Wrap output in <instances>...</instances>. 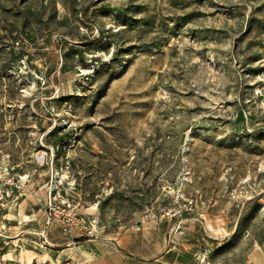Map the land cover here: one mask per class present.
<instances>
[{"label": "rangeland", "instance_id": "rangeland-1", "mask_svg": "<svg viewBox=\"0 0 264 264\" xmlns=\"http://www.w3.org/2000/svg\"><path fill=\"white\" fill-rule=\"evenodd\" d=\"M0 197V264L264 261V0H0Z\"/></svg>", "mask_w": 264, "mask_h": 264}, {"label": "built area", "instance_id": "built-area-1", "mask_svg": "<svg viewBox=\"0 0 264 264\" xmlns=\"http://www.w3.org/2000/svg\"><path fill=\"white\" fill-rule=\"evenodd\" d=\"M24 181H25V177H24V176H21V177L19 178V180H18V182H22V183H23ZM16 186H17L18 189H22V186H23V185L18 186V185L16 184ZM7 195H8V197H11V196H12V192H8ZM0 199H3V198L0 197ZM17 199H18L17 196H13V202L16 203V200H17ZM61 205L66 206V208L68 207V208L70 209V212H74L75 215L77 214L76 211H75L76 206H75V204H74L73 202H71L70 200L64 198V201L61 203ZM55 207H56V206H55L53 203H50L49 206H48V208H47V210H48V209H55ZM75 215H74V216H75ZM69 219H70V218H69ZM65 225L70 226V227H71V230H72V228H74V227H76V226L79 225V220H78V218L73 217V218L70 220V222L66 223ZM71 230H70V231H71Z\"/></svg>", "mask_w": 264, "mask_h": 264}, {"label": "bare ground", "instance_id": "bare-ground-1", "mask_svg": "<svg viewBox=\"0 0 264 264\" xmlns=\"http://www.w3.org/2000/svg\"><path fill=\"white\" fill-rule=\"evenodd\" d=\"M23 210V209H22ZM22 213H23V211H22ZM23 216H24V218H26V219H28L29 217L27 216V215H25V213H23L22 214ZM22 219H23V217H22ZM26 253H28V256H31V255H33V252H32V250H26ZM46 256H47V254H46ZM36 257V256H35ZM44 258V257H43Z\"/></svg>", "mask_w": 264, "mask_h": 264}, {"label": "crops", "instance_id": "crops-1", "mask_svg": "<svg viewBox=\"0 0 264 264\" xmlns=\"http://www.w3.org/2000/svg\"><path fill=\"white\" fill-rule=\"evenodd\" d=\"M251 264H264V261H258V260H256V258L254 259L253 258V260H251Z\"/></svg>", "mask_w": 264, "mask_h": 264}]
</instances>
